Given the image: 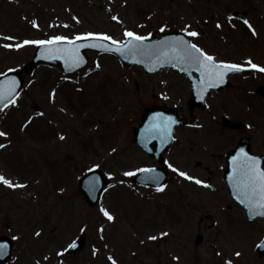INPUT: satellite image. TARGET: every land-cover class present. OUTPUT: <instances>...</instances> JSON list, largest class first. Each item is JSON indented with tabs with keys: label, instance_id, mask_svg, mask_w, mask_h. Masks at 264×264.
Returning a JSON list of instances; mask_svg holds the SVG:
<instances>
[{
	"label": "rangeland",
	"instance_id": "374dc122",
	"mask_svg": "<svg viewBox=\"0 0 264 264\" xmlns=\"http://www.w3.org/2000/svg\"><path fill=\"white\" fill-rule=\"evenodd\" d=\"M167 31L184 32L217 62L256 67L212 96L207 111H195L190 127L175 130L162 191L129 184L133 174L158 166L134 143L133 129L144 109L158 105L189 118L184 77L126 69L93 52L72 75L38 67L0 112V176L22 185L0 182V235L14 242L5 264H264L257 252L264 219L247 220L220 171L241 137L251 138L255 153L264 151V0H0V75L21 69L40 41L107 36L123 43L126 32L144 38ZM223 117L242 128L222 129ZM92 169L112 181L91 208L78 180ZM79 236L83 248L64 256Z\"/></svg>",
	"mask_w": 264,
	"mask_h": 264
},
{
	"label": "water",
	"instance_id": "95a60500",
	"mask_svg": "<svg viewBox=\"0 0 264 264\" xmlns=\"http://www.w3.org/2000/svg\"><path fill=\"white\" fill-rule=\"evenodd\" d=\"M243 19V15L236 14ZM189 39L181 32H167L162 35L142 40L127 39L125 44L117 45L99 38H88L79 42H53L40 45L34 52L32 60L20 70H13L0 76V111L5 109L18 96L23 87L24 76L30 75L39 65L58 67L64 74H72L83 69L88 58L86 53H107L115 55L123 66L129 68L136 64L142 66L148 74H154L164 68L174 67L182 72L191 74L199 69L198 65L215 64L201 58L198 62H191L184 57V49L190 46ZM194 52V50H192ZM198 55V54H196ZM236 70V69H232ZM198 71V70H196ZM227 74V73H226ZM226 74L220 79L216 77L217 88H222L226 82ZM199 85L193 83V104L203 106L204 96L200 95ZM184 125L183 120L176 118V109L162 111L161 107L145 109L141 124L133 130L134 142L147 154L155 159L161 167L165 166L163 155L172 142L175 127ZM244 139L242 142H247ZM244 149L247 150L245 145ZM255 171L247 172L246 177H235L234 174L226 179L231 197L245 210L248 220L254 221L264 218V179L260 178L264 163V156L257 158ZM169 173L163 168H147L130 178V183L148 187L160 188L169 180ZM109 179L99 170L85 173L79 180V191L86 199L89 207H94L101 193L109 185ZM84 236L76 239L65 251V255L77 254L85 245ZM202 242L198 236L196 244ZM75 245V247H73ZM0 264L11 258L12 242L6 237H0ZM260 256L264 255V242L258 247Z\"/></svg>",
	"mask_w": 264,
	"mask_h": 264
},
{
	"label": "snow or ice",
	"instance_id": "6c2138e0",
	"mask_svg": "<svg viewBox=\"0 0 264 264\" xmlns=\"http://www.w3.org/2000/svg\"><path fill=\"white\" fill-rule=\"evenodd\" d=\"M245 23H247V21H245ZM218 27H219V25H218ZM125 35L127 37H129L131 40H142L143 39L142 37L136 36L135 34H133L131 32H126ZM188 35L195 37L198 35V33L191 32V33H188ZM86 38L87 37H84L83 39H86ZM7 39H11V38H7ZM55 39L57 41H59V40H62L63 38L62 37H56ZM77 39H82V38L77 37ZM99 39L110 40L111 38L104 36V37H99ZM25 43H29V42L25 41ZM37 43L44 44V43H52V42L51 41H47V42L40 41ZM113 43H116V42L113 41ZM192 50H194V52ZM196 54H198V55H196ZM183 58H186L187 60H189L191 62H198L201 58H203L204 60L209 61V62L213 61V59H214L213 57L208 56L205 53H203V51L201 49H199L195 44H190L189 47H186L184 49V57ZM249 63H251V62L249 61ZM252 66L254 68L256 67L255 65H252ZM224 67L228 68V69H237L238 70V66H236V65H224ZM258 70L261 72H264V68H259ZM3 135H4V133L0 132V136H3ZM253 168L255 169V161H253ZM126 175H132V173H127ZM180 175L184 176L185 179H189V180L192 179L191 177L186 176V174H184V173H180ZM259 175H260L261 179H264V173H260ZM0 182L8 185L9 187H22V185H13L10 181H7L2 176H0ZM195 183L201 184L202 182L199 180H196ZM204 187H208V185H204ZM160 190L162 191L163 189L161 188ZM261 207H264V204H262ZM104 214L108 217L109 220L112 219V217L107 212H105ZM259 214L264 215V213H259ZM73 247H75V245H73ZM0 254H3L2 249H0ZM237 255H239V254H237Z\"/></svg>",
	"mask_w": 264,
	"mask_h": 264
},
{
	"label": "flooded vegetation",
	"instance_id": "af4514ba",
	"mask_svg": "<svg viewBox=\"0 0 264 264\" xmlns=\"http://www.w3.org/2000/svg\"><path fill=\"white\" fill-rule=\"evenodd\" d=\"M240 66H243V67H249V65H240ZM250 75H251V71L248 73L247 76H244V74H233V75L229 76V79H230V86H229L228 89H231V87H232V85H233V83H232V79H233L234 77H239V78H242V79H246V80H247V79H249ZM186 81H187V80H186ZM233 81H234V80H233ZM187 82H188V81H187ZM226 90H227V89H226ZM245 90H246V89H245ZM245 90H244V91H245ZM220 92H222V91H220ZM220 92L211 91V94L208 96V98H207V100H206L205 108L202 109V110H200V111H201V112L204 111V110L207 111V110H208V106H209L208 100L211 99L212 96H214L215 94H218V93H220ZM262 93H263V89H262V87L258 88V94L261 96ZM187 109H188V113H190V110H189L188 107H187ZM222 123H223V119H222ZM222 123H221V128L224 129V130H227L226 128L222 127ZM241 128H242V126H241L238 130H240ZM240 140H241V138L239 139L238 143H237L234 147H231V148L228 150V152L224 153V162H223V164H221V168H220V171L222 172L221 177H222L223 181H224V177H225V172L227 171V156H228L229 154H232V152H233V151L236 149V147L239 145ZM249 146H250V152H252V153H254V154H257V155L264 154V151H261V152H259V153H255V152L251 149V138H250V141H249ZM206 155L214 156L213 153H211V152H207V151H204V152H203V156H204V158H206ZM220 159H221V158H220ZM263 169H264V166H263Z\"/></svg>",
	"mask_w": 264,
	"mask_h": 264
}]
</instances>
